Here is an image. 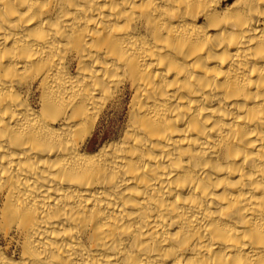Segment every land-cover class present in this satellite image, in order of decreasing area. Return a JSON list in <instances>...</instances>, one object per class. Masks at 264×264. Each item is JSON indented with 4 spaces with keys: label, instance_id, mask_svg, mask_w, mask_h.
Returning <instances> with one entry per match:
<instances>
[{
    "label": "bare ground",
    "instance_id": "1",
    "mask_svg": "<svg viewBox=\"0 0 264 264\" xmlns=\"http://www.w3.org/2000/svg\"><path fill=\"white\" fill-rule=\"evenodd\" d=\"M0 264H264V0H0Z\"/></svg>",
    "mask_w": 264,
    "mask_h": 264
},
{
    "label": "rangeland",
    "instance_id": "2",
    "mask_svg": "<svg viewBox=\"0 0 264 264\" xmlns=\"http://www.w3.org/2000/svg\"><path fill=\"white\" fill-rule=\"evenodd\" d=\"M120 119H118V121L116 122V124H114L113 126H111L112 129H117L119 125L122 122V114H120V116L118 117Z\"/></svg>",
    "mask_w": 264,
    "mask_h": 264
}]
</instances>
